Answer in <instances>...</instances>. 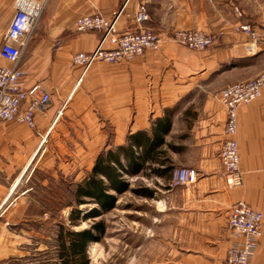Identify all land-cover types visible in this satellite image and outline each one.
<instances>
[{"label":"crops","instance_id":"1","mask_svg":"<svg viewBox=\"0 0 264 264\" xmlns=\"http://www.w3.org/2000/svg\"><path fill=\"white\" fill-rule=\"evenodd\" d=\"M13 1L0 0V19L6 23L0 32V44L14 12ZM144 1L148 19L142 29L165 33L172 28L205 30L217 34L215 43L196 51L165 40L158 51L146 50L128 62L97 63L83 73L71 56L94 50L102 32L76 31L78 16L100 12L112 18L119 12L117 30H137L133 15L138 0H48L43 8L20 63L27 71L25 85L44 81L51 91V102L35 111V128L16 121L0 122V264H13L15 256L28 253V231L13 222L16 210L12 206L28 192L20 188L34 168L31 158L45 137L62 132L57 128L59 118L69 111L67 105L74 97L87 92L85 85L81 87L86 81L90 96L101 103H91L85 109L86 118L91 119V127L85 132L101 133L107 121L115 133V145L132 130L150 129L166 107L182 98L195 95L203 100L202 116L188 125L181 124L180 112L174 113L171 131L165 137L166 143L174 146L164 147L174 168H192L197 178L188 187L177 186L168 192L167 207L176 220L170 233L164 230L151 236L153 264H226L231 205L244 200L264 214V86L258 98L237 108L235 136L242 182L235 187L226 185L219 158L226 137V114L218 99L220 90L228 84L245 82L264 71V38L250 51V38L233 32L231 27L239 21L264 29V0ZM235 4L242 12L238 18L231 12ZM7 64L0 56V66ZM210 80L217 85H194ZM37 215L26 212L21 220ZM260 229L251 264H264V219Z\"/></svg>","mask_w":264,"mask_h":264},{"label":"rangeland","instance_id":"2","mask_svg":"<svg viewBox=\"0 0 264 264\" xmlns=\"http://www.w3.org/2000/svg\"><path fill=\"white\" fill-rule=\"evenodd\" d=\"M140 2L141 0H138L137 4ZM231 12L237 18L242 15L237 4L232 5ZM241 24L244 23L239 21L233 23L232 31L243 33L235 31V26ZM5 25V21L0 19V32L6 28ZM186 29L172 28L170 32H159L163 35H171L174 30ZM210 34L213 35V33ZM246 35L251 38L248 34ZM97 63L110 64L99 61L92 65ZM88 85L87 81L82 83L81 87L84 86L87 92L80 98L74 97L75 100L67 105L69 111L64 112L59 118L57 128H60L62 132L59 135L45 137L31 158L30 163L34 168L31 169L29 178L20 188L28 189V192L18 198L17 201H20L18 204L12 206L16 210L13 222L19 223L18 227L28 231V245H25L28 253L24 251L18 254L20 256H15L11 260L13 264H58L57 233L61 225L72 231L92 229L98 235L99 238L86 247L88 264H153L151 236L163 233L164 230L170 233L172 230L171 225L176 217L168 209L167 201L168 192L173 190V187L169 185V180L150 174L148 168L143 173L133 176L125 172L121 174L127 185L120 192L109 189L110 194L115 198L113 207L109 210L89 216L93 209L100 210V206L87 201L76 205L81 213L73 223H70L69 213L76 207L73 196L75 184L89 173L98 153L117 146L113 143L115 133L109 128L107 121L104 124L101 123L103 132H85L91 127V119L86 118L85 109L90 108L91 103L95 106L96 103H101L95 101V96H90ZM194 85L197 88L203 85L216 86L217 82L197 81ZM187 98H182L174 106L166 107L172 116L180 112L183 125H188V122H193L197 117L202 116L200 107L203 100L195 95L192 98L188 95ZM124 142L125 139L122 143ZM148 187L154 190L152 197H143L135 192L136 189ZM26 212L39 216L21 220V216ZM99 222L103 225L102 232H98L95 227Z\"/></svg>","mask_w":264,"mask_h":264},{"label":"built area","instance_id":"3","mask_svg":"<svg viewBox=\"0 0 264 264\" xmlns=\"http://www.w3.org/2000/svg\"><path fill=\"white\" fill-rule=\"evenodd\" d=\"M47 2L48 0L13 1L14 12L0 44V56L8 63L0 66V122L16 121L29 128H35V111L43 110L51 102V91L44 81L25 85L27 71L20 63ZM145 4V1L141 0L133 15L139 29L124 33L117 30L119 12L112 18L105 17L100 12L78 16L75 20L76 31H101L102 38L94 50L73 53L71 56L73 64L80 66L85 73L95 62L115 64L141 56L148 49L158 50L165 40L196 51L204 50L215 43L217 34L211 35L204 31L174 30L171 35H163L159 31L142 29V23L148 19ZM235 31L245 32L251 37L247 44L250 51L254 49L259 39L264 38V29H254L247 23L235 26ZM263 86L264 71L245 82L231 83L218 94L226 114L224 125L226 137L222 142L219 158L225 172V183L229 187H235L242 182L235 136L238 130L237 108L258 98ZM171 174L169 183L171 187H188L197 178L195 170L187 167H176ZM263 219L264 214L249 206L244 200H237L231 205L227 219L229 246L226 250V264H251L262 234L260 228Z\"/></svg>","mask_w":264,"mask_h":264},{"label":"trees","instance_id":"4","mask_svg":"<svg viewBox=\"0 0 264 264\" xmlns=\"http://www.w3.org/2000/svg\"><path fill=\"white\" fill-rule=\"evenodd\" d=\"M172 114L166 110L164 115L157 118L148 130H135L126 136L125 142L115 148H107L98 153L94 164L84 179L75 184V206L94 202L100 206L93 209L91 215H98L113 207L114 196L109 189L117 192L126 188L122 173L128 175L141 174L147 168L150 174L160 178L169 179L174 165L167 157L166 149L174 146L166 143L165 137L171 131ZM135 192L143 197H152L154 190L151 188L136 189ZM102 211V212H101ZM81 210L76 206L69 213L70 223L79 217ZM98 232L103 231L101 222L95 225ZM57 258L58 264H88L86 247L99 237L92 229L72 231L59 226L57 233Z\"/></svg>","mask_w":264,"mask_h":264}]
</instances>
